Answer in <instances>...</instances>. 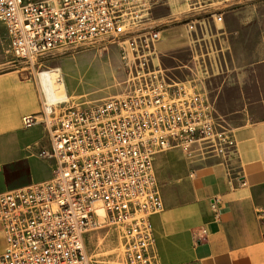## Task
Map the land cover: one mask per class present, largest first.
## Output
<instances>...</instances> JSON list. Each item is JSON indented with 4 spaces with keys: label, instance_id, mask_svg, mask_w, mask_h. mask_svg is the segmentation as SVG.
<instances>
[{
    "label": "built area",
    "instance_id": "built-area-1",
    "mask_svg": "<svg viewBox=\"0 0 264 264\" xmlns=\"http://www.w3.org/2000/svg\"><path fill=\"white\" fill-rule=\"evenodd\" d=\"M165 3L0 0L14 63L34 69L60 50L115 47L123 76L122 90L97 102L50 98L42 89L40 110L22 117L24 129L45 131L38 155L52 175L0 192V264H94L87 237L100 231L115 233L122 264H163L152 219L165 208L156 162L170 151L192 173L221 164L245 184L234 131L211 98L213 78L227 69L217 28L223 15L196 14L185 23L189 57L181 60L158 48ZM211 205L218 219L220 200ZM192 234L203 243L210 231L201 226Z\"/></svg>",
    "mask_w": 264,
    "mask_h": 264
},
{
    "label": "crops",
    "instance_id": "crops-1",
    "mask_svg": "<svg viewBox=\"0 0 264 264\" xmlns=\"http://www.w3.org/2000/svg\"><path fill=\"white\" fill-rule=\"evenodd\" d=\"M188 1L185 0L186 5ZM219 2L223 4V22L217 23V28L227 49V73L213 78L212 82L226 75L222 81L223 89L217 97L211 94V98L218 115H223L222 119L234 131L240 157L236 169L243 175L245 184L232 181L221 164L200 167L192 173L186 159H180V162L176 159L180 153L170 151L174 153L161 155L156 168L165 208L152 220L163 264H264V12H255L248 19V25L233 30L225 15L226 8L235 0ZM167 9L165 7L157 14L167 25L162 30L159 51L188 52L186 25H171L174 14H168ZM238 31L254 36L255 58L240 64L236 75L231 78L232 36ZM175 57L188 59L184 55ZM5 62L0 56V65ZM164 63L174 67L176 59L165 58ZM218 101L223 106V114H220ZM41 102L42 89L35 79H24L15 74L0 75V141L5 134L23 128L22 117L39 111ZM32 129L43 132L41 145L45 144V131L41 127L28 130ZM27 158L0 154V159ZM43 160L47 165L45 177L33 181L29 177V184L51 177V163ZM3 167L4 164L0 173V190L6 187ZM11 189L14 188L0 192ZM215 197L220 200L218 219H215L211 205ZM201 226L209 229V239L196 243L192 231ZM3 242L0 228V252Z\"/></svg>",
    "mask_w": 264,
    "mask_h": 264
},
{
    "label": "rangeland",
    "instance_id": "rangeland-1",
    "mask_svg": "<svg viewBox=\"0 0 264 264\" xmlns=\"http://www.w3.org/2000/svg\"><path fill=\"white\" fill-rule=\"evenodd\" d=\"M191 1L197 2V0H189L186 5L185 0H166L164 7H168V14H174L171 25L186 23L196 12L199 15H204L213 12L221 13L223 9V4L219 2L221 0H200L198 4H193ZM194 7L198 8L194 10ZM255 12H264V0H235V3L226 8L225 17L231 29L239 30L241 25L243 27L248 25V19ZM165 27H167L166 24H161V28L165 29ZM232 40L229 65L231 70L229 77L231 78L236 75L240 64L255 58L253 35L238 31L232 36ZM182 51L184 50L174 51L173 54L174 56L184 55L187 59L189 52ZM0 56L1 60L2 57L6 60L0 65V75L15 74L24 79H35L38 81L40 89H43L50 98L84 97L83 99L89 102H97L122 90L120 80L123 76L119 53L115 47L109 51H103L97 47L60 50L53 55L44 57L40 67L30 69L24 63L13 62L4 28L0 23ZM223 77L216 79L210 85L211 94H214L215 97L223 89ZM217 104H220L219 101ZM219 111L220 114H223L222 104H220ZM222 117L224 116L222 115ZM225 118L227 117L225 116ZM42 142H44L43 132L36 129L19 128L2 137L0 141L1 155L6 157L22 155L28 156V158L0 159V173L4 164L3 172L6 183V187L0 191L29 185L31 183L29 177L32 181L45 177L47 165L38 155ZM176 159L180 162V159H184V157L176 156ZM118 246L119 240L111 231L107 235L104 231L93 232L87 237V249L92 255L94 264H122Z\"/></svg>",
    "mask_w": 264,
    "mask_h": 264
}]
</instances>
